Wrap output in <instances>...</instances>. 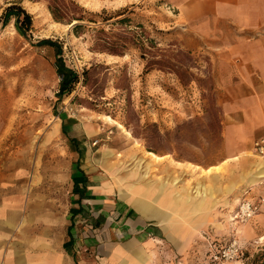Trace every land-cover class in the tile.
Returning a JSON list of instances; mask_svg holds the SVG:
<instances>
[{
  "label": "rangeland",
  "instance_id": "1",
  "mask_svg": "<svg viewBox=\"0 0 264 264\" xmlns=\"http://www.w3.org/2000/svg\"><path fill=\"white\" fill-rule=\"evenodd\" d=\"M11 4L32 24L24 34L14 16L0 19V205L69 214L78 143L85 148L78 163L110 176L115 196L130 183L151 185L158 172L151 153L201 172L225 159V123L241 117L251 89L240 78L250 64L239 55L264 31L225 24L208 38L218 46H205L200 32L173 25L166 0H0V16ZM43 38L60 44L62 61L78 75L63 96L54 48L39 44ZM174 178L204 190L195 175ZM221 217L193 234L186 253L161 251L153 262L264 264V238L247 233L251 220ZM233 245L238 253L222 257Z\"/></svg>",
  "mask_w": 264,
  "mask_h": 264
},
{
  "label": "crops",
  "instance_id": "2",
  "mask_svg": "<svg viewBox=\"0 0 264 264\" xmlns=\"http://www.w3.org/2000/svg\"><path fill=\"white\" fill-rule=\"evenodd\" d=\"M166 1L173 25L200 32L208 41L205 46H218L208 38L225 24L237 31H264V0ZM248 44L249 53L239 60L250 67L240 78L249 80L251 89L238 106L241 117L225 123L228 150L221 163L201 172L150 152L158 157L152 162L158 172L151 185L142 183L138 190L137 183H130L115 196L117 186L110 176L78 163L85 151L78 143L69 214L51 216L43 208L22 213L15 205H0V264H156L154 256L161 251L186 253L193 234L204 228L209 232L224 214L232 216L242 199L260 202L247 233L264 238V156L254 150V143L264 139V39ZM252 79H261L262 85ZM176 172L195 175L204 190L176 183ZM160 241L162 247L157 246Z\"/></svg>",
  "mask_w": 264,
  "mask_h": 264
},
{
  "label": "trees",
  "instance_id": "3",
  "mask_svg": "<svg viewBox=\"0 0 264 264\" xmlns=\"http://www.w3.org/2000/svg\"><path fill=\"white\" fill-rule=\"evenodd\" d=\"M14 16L15 23L19 31L26 34L31 29V15L26 12L24 8L16 4L9 5L4 14L0 16V19L5 22L8 16ZM77 27V26H76ZM39 44L49 45L54 48L55 60H56V70L60 76L59 90L60 96L68 94L72 86L78 81L77 73L70 67L66 66L61 59V46L54 40L50 38H43L38 41ZM110 51H115L109 48ZM64 128V127H63Z\"/></svg>",
  "mask_w": 264,
  "mask_h": 264
},
{
  "label": "built area",
  "instance_id": "4",
  "mask_svg": "<svg viewBox=\"0 0 264 264\" xmlns=\"http://www.w3.org/2000/svg\"><path fill=\"white\" fill-rule=\"evenodd\" d=\"M254 150L257 154L264 156V139H260L254 143ZM260 209V202H254L248 199H242L233 214L236 222L243 223L253 218ZM238 253V247L233 245L228 250L222 252V257L229 258Z\"/></svg>",
  "mask_w": 264,
  "mask_h": 264
},
{
  "label": "bare ground",
  "instance_id": "5",
  "mask_svg": "<svg viewBox=\"0 0 264 264\" xmlns=\"http://www.w3.org/2000/svg\"><path fill=\"white\" fill-rule=\"evenodd\" d=\"M148 157V156H147ZM207 171H209L208 169H207ZM136 184V183H135ZM134 185V184H133ZM129 187V186H128ZM130 189V188H129ZM190 191V190H189ZM191 194V193H190ZM198 203V202H197Z\"/></svg>",
  "mask_w": 264,
  "mask_h": 264
}]
</instances>
